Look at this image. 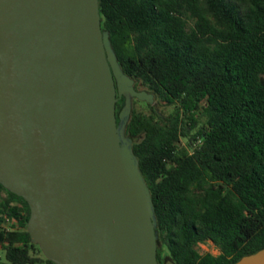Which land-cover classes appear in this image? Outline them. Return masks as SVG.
<instances>
[{"label":"trees","instance_id":"16d2710c","mask_svg":"<svg viewBox=\"0 0 264 264\" xmlns=\"http://www.w3.org/2000/svg\"><path fill=\"white\" fill-rule=\"evenodd\" d=\"M123 71L168 111L127 134L151 190L159 264H234L264 248V0H99ZM0 182V264H56ZM212 242L217 253L202 248Z\"/></svg>","mask_w":264,"mask_h":264},{"label":"water","instance_id":"95a60500","mask_svg":"<svg viewBox=\"0 0 264 264\" xmlns=\"http://www.w3.org/2000/svg\"><path fill=\"white\" fill-rule=\"evenodd\" d=\"M135 83L99 0H0V182L28 202L31 240L56 264H159L127 134L134 98H155ZM234 264H264V248Z\"/></svg>","mask_w":264,"mask_h":264},{"label":"rangeland","instance_id":"374dc122","mask_svg":"<svg viewBox=\"0 0 264 264\" xmlns=\"http://www.w3.org/2000/svg\"><path fill=\"white\" fill-rule=\"evenodd\" d=\"M140 89H145L144 86L140 85L139 86ZM156 107L157 110L160 109H164L166 112L168 111V108L166 107L165 102L160 103L158 100L154 99V103L152 104ZM133 107L138 110V111H142V112H148L150 111V107H149V103L144 101V100H139L134 98V103H133ZM202 248L207 249L208 251L217 253L218 249L214 246V244L210 241L206 242L205 244L202 245ZM4 256H5V252L2 248V246L0 245V261H4Z\"/></svg>","mask_w":264,"mask_h":264},{"label":"flooded vegetation","instance_id":"af4514ba","mask_svg":"<svg viewBox=\"0 0 264 264\" xmlns=\"http://www.w3.org/2000/svg\"><path fill=\"white\" fill-rule=\"evenodd\" d=\"M137 89H140V88H137ZM124 99L125 97L123 96L121 99H119V101L117 102V114L119 113L123 103H124ZM133 103H134V100H133ZM134 108V107H133Z\"/></svg>","mask_w":264,"mask_h":264}]
</instances>
